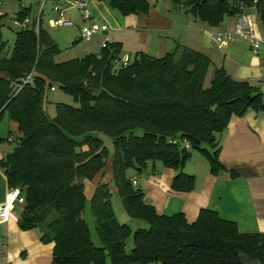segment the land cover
Here are the masks:
<instances>
[{"label": "trees", "instance_id": "obj_1", "mask_svg": "<svg viewBox=\"0 0 264 264\" xmlns=\"http://www.w3.org/2000/svg\"><path fill=\"white\" fill-rule=\"evenodd\" d=\"M106 1L122 15L149 8L146 0ZM182 5L210 26L248 9L264 24V0H185ZM29 13L20 8L15 16ZM4 17L0 13V29ZM5 47L0 30V116L6 113L18 131L0 167L9 187H18L24 198L20 228H37L44 242H52L51 264H107V259L109 264H243L242 255L264 264V233L241 232L207 208L190 222L181 212L159 214L128 176L129 168L141 171L159 161L176 172L172 189L189 191L194 176L183 165L193 149L207 159L211 174L227 170L235 177L218 159V135L231 117L264 112V83L236 81L215 68L205 86L209 59L184 46L160 58L138 52L119 69L111 64L118 47L108 42L99 56L56 62L60 49L42 19L37 31L33 23L17 29L8 53ZM30 71L32 83L17 86ZM55 84L77 106L57 104L49 117L47 93ZM100 135L112 140L113 182L127 214L147 225L131 230L120 223L107 184L99 183L90 198L101 243L95 246L82 216L83 181L106 163L108 149Z\"/></svg>", "mask_w": 264, "mask_h": 264}, {"label": "crops", "instance_id": "obj_2", "mask_svg": "<svg viewBox=\"0 0 264 264\" xmlns=\"http://www.w3.org/2000/svg\"><path fill=\"white\" fill-rule=\"evenodd\" d=\"M146 1L149 4L147 12L122 15L106 0H89L91 19L105 24L107 31L98 32L100 38L97 45L85 49L84 55L99 56L104 41L115 44L118 47V55L127 54L131 58L138 52L160 58L175 51L177 47L184 46L209 59L205 86L209 85L215 68H223L226 74L236 81L264 83V24L258 20L253 10L248 9L244 13L254 20L256 33L262 40L257 54L251 52L246 41L231 40L220 45L214 39V34L234 29L237 14L225 17L218 26H210L187 11L182 5L185 0H180L179 4L170 0ZM37 2L39 4L40 0ZM20 8H28L31 19L37 16L31 13L30 4L21 3L17 10ZM80 25L75 24L72 28L78 31ZM49 29L47 28L52 37ZM77 39L78 32L75 33V40ZM3 40L6 42L8 53L13 43L9 45L7 40ZM58 55L55 56L56 62L66 61L58 60ZM17 133V123L5 115V121L0 123V159L12 149ZM218 138V159L226 169L236 173L235 177H231L227 170L219 171L217 175L211 174L207 159L200 153L192 154L194 156L186 162L188 166L183 165V171L194 176L193 188L189 191H176L171 187L175 170L153 163L151 172L146 176V182H143V186L149 188V191H144L145 200L152 204L159 214L181 212L190 222L195 220L200 209L207 208L217 212L221 218L235 222L241 232L264 233V112L248 111L240 117H231ZM110 141L112 144L111 139ZM111 147L107 148L108 156L104 167L93 178L83 181V211H86L88 203L91 215L87 217L88 221L84 220L95 246H100L101 243L94 227L90 198L99 183H106L110 193L117 192L113 182V146ZM128 176L129 179H136L135 186L139 185L140 177L137 174L128 173ZM9 188L4 171L0 167V205L4 203ZM20 211L21 209L14 210L10 218L0 224V264H51L52 242H44L37 228H20ZM241 260L243 264H259L243 255Z\"/></svg>", "mask_w": 264, "mask_h": 264}, {"label": "rangeland", "instance_id": "obj_3", "mask_svg": "<svg viewBox=\"0 0 264 264\" xmlns=\"http://www.w3.org/2000/svg\"><path fill=\"white\" fill-rule=\"evenodd\" d=\"M89 2V1H88ZM24 4H30L31 6V13L33 15H37L39 12V8L41 5V0L40 3L38 4L37 0H4L2 5L0 6V13H5L4 17V25L1 27V32H2V37L3 39L7 40L9 45H12L13 43V38H14V32L16 30V26L13 25L12 23V18L14 15L17 13V9L20 7V5ZM67 14L70 17H73L75 24L79 25L81 24V20L76 17L77 12L74 9H69L67 10ZM54 16L53 11H52V0H47L46 3L43 6V12L41 14V19L44 25L47 26V28H50L49 31L54 38V40L57 42L59 48H60V55H58L57 59L58 60H68L73 57H81L84 55L85 49H90L92 47H95L97 45V42L100 38L98 35L99 33L94 34L89 40H84V39H77L75 40V33H77L76 28H70V27H56V28H51L48 26V19L52 18ZM115 69V68H113ZM55 89L48 91L47 94V103H46V108L45 111L49 117H53L55 115V106L57 104H67L71 106H77V103L73 100L72 96L64 93L58 85H54ZM5 115L6 113H3L0 116V123L5 121ZM7 116V115H6ZM6 134V133H5ZM4 134V135H5ZM4 135L2 137H4ZM103 139L104 145L111 149V141L110 138L107 137L106 135H100ZM188 150V149H187ZM190 155L186 159L184 165L187 167L188 166V160L191 159V156H194L192 154H197L200 153L197 150L189 149ZM201 154V153H200ZM202 155V154H201ZM156 166H160L161 163L159 161L154 162ZM152 163H148L146 167L142 168L141 171H137L135 168H129L128 173H135L137 176L140 177L139 180V185L136 187L141 188V190L144 192L149 191L148 186H143V182H146V176L148 173L151 172L152 170ZM145 187V188H144ZM110 201H111V206L114 212V215L116 219L120 223H126L131 227V230L136 229L137 227L141 226H146L147 224L139 219H133L131 217H128V214L124 208V205L121 201V198L118 195V192L114 191L111 193L110 196ZM86 211H82V216L84 219L87 220V217H91L90 211H89V204L87 203L86 205ZM131 245V239L127 241V249ZM107 264H109V260L107 259Z\"/></svg>", "mask_w": 264, "mask_h": 264}, {"label": "built area", "instance_id": "obj_4", "mask_svg": "<svg viewBox=\"0 0 264 264\" xmlns=\"http://www.w3.org/2000/svg\"><path fill=\"white\" fill-rule=\"evenodd\" d=\"M47 0H41V5L39 12L35 18H30L26 15L24 18L19 19L16 16L12 18V23L19 28H27L33 23L35 31L39 29L41 14L43 12V6ZM89 0H53L52 11L54 16L48 19V26L51 28L55 27H75V22L72 17L67 14V10L74 9L78 17L81 20V25L78 27V37L80 39L89 40L94 34L98 32L107 31V26L105 24H100L91 19V13L88 7ZM3 0H0V6ZM214 39L220 44H225L231 40H243L246 41L250 50L253 54H257L261 48L262 40L256 33L254 27V20L250 18L249 15L242 13L237 17V22L232 31H225L214 34ZM107 42L104 41L101 44L102 48L106 47ZM131 57L127 54L118 55L112 58L111 64L115 69L125 67L131 62ZM33 71H30L23 78H21V83L17 86H22L23 84L32 83ZM16 85V84H15ZM54 87L51 86L50 90ZM131 183L136 184V179L131 178ZM24 203L23 195L18 187H10L5 195V201L0 205V224L6 222L11 213L14 210L21 209Z\"/></svg>", "mask_w": 264, "mask_h": 264}]
</instances>
